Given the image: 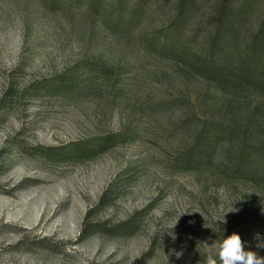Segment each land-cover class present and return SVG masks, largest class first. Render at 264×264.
Masks as SVG:
<instances>
[{"label":"rangeland","instance_id":"1","mask_svg":"<svg viewBox=\"0 0 264 264\" xmlns=\"http://www.w3.org/2000/svg\"><path fill=\"white\" fill-rule=\"evenodd\" d=\"M216 34L264 43V0H0V264H205L234 232L264 257Z\"/></svg>","mask_w":264,"mask_h":264},{"label":"trees","instance_id":"2","mask_svg":"<svg viewBox=\"0 0 264 264\" xmlns=\"http://www.w3.org/2000/svg\"><path fill=\"white\" fill-rule=\"evenodd\" d=\"M218 38L217 35L212 41L213 58L206 65V70L211 79L219 83L231 84L234 87V97L231 98L234 108L229 110V104H223L224 110L228 114L231 113L229 125L224 132L242 141V156L255 154L258 151L262 153L264 151V57L259 54V50L264 48V43L260 36H254L244 55L240 51L238 58L234 57L235 52L217 57ZM79 68H83V65H78L77 68L67 73H86L84 70L80 71ZM106 73L115 72L107 67ZM247 89L250 93L240 94L239 91ZM238 94L239 97H237ZM202 136L206 141L213 142L217 138V133L214 129H210L203 131L200 138Z\"/></svg>","mask_w":264,"mask_h":264},{"label":"clouds","instance_id":"3","mask_svg":"<svg viewBox=\"0 0 264 264\" xmlns=\"http://www.w3.org/2000/svg\"><path fill=\"white\" fill-rule=\"evenodd\" d=\"M230 211H236V209L232 208ZM178 220L166 228L171 230L176 226ZM218 221L221 223H227L225 220V215ZM256 239V247L264 248V241H261L258 235ZM218 240V252L216 254L218 259L212 255H208L205 264H264V257L259 256L255 251L245 249V242L242 240L239 234L234 232L226 238L223 237L222 239L220 238ZM217 241H215L211 246H209L207 243H202V245H204L205 248L213 247L216 246ZM176 255L177 258H179L182 255V252H178Z\"/></svg>","mask_w":264,"mask_h":264}]
</instances>
